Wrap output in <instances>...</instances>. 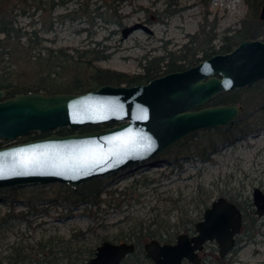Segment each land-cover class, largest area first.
Returning a JSON list of instances; mask_svg holds the SVG:
<instances>
[{"label": "water", "instance_id": "obj_1", "mask_svg": "<svg viewBox=\"0 0 264 264\" xmlns=\"http://www.w3.org/2000/svg\"><path fill=\"white\" fill-rule=\"evenodd\" d=\"M260 19H264V2ZM149 26L137 21L121 28L122 38ZM264 79V41L246 38L225 53H215L183 70L167 72L146 83L103 84L81 93L39 91L6 96L0 88V190L49 183L75 187L93 177L131 170L164 152L191 133L229 125L243 110L237 102L204 104L220 92ZM114 123L85 132L50 134L11 143L32 131ZM251 202L264 215V193L255 186ZM242 227L239 207L218 196L195 223V233L177 234L173 243L152 238L143 245L152 264L201 262L200 252L215 241L219 257L235 246ZM131 241L102 240L81 264H121L134 250Z\"/></svg>", "mask_w": 264, "mask_h": 264}, {"label": "rangeland", "instance_id": "obj_2", "mask_svg": "<svg viewBox=\"0 0 264 264\" xmlns=\"http://www.w3.org/2000/svg\"><path fill=\"white\" fill-rule=\"evenodd\" d=\"M77 1L84 0H71L66 5L54 8L53 24L49 30L41 28V24L44 21L47 23L48 18L46 20V16H40L38 12L32 14L31 7L26 8V13L19 14L16 19L25 28L31 27V23L40 27L42 44L59 50V54L70 53L73 48L94 47L102 55L94 61V65L131 73L140 71L139 61L143 55H158L163 52L164 46L175 49L185 43L189 35L198 29L203 13L198 0H177L183 6L181 11L163 17V22L153 18L148 23L144 21L145 13L141 6L147 7L151 14V11L163 9L167 0H131L118 7L117 14L121 16L123 25L117 26L99 17L93 18L92 23L83 16L74 20L65 17ZM90 1L100 3L99 0ZM208 9L209 19L214 18L217 30H222L237 26L246 13V4L244 0H210ZM115 16L105 13L106 18L114 19ZM137 21L147 24L152 32L137 29L122 38L121 28ZM28 68L29 74L38 69L35 65H29ZM65 70L68 74L75 71L66 66ZM261 86L263 88L264 83ZM260 89L255 93L256 96ZM261 90L260 94L263 95L264 89ZM252 96H249V107H255L257 103ZM255 113L249 119L252 129L238 133L241 136L231 144L221 146L211 154V161L185 159V156L191 154L182 153L176 157L164 151L147 160L143 166L122 176L120 174L125 171L112 177L111 191H116L102 194L105 200L95 219L90 217L89 209L83 206L69 210L61 202L38 203L36 206L41 212L28 215L27 221H15L0 229L2 264H14L12 246L20 249L23 254H33L39 244L43 245V253L38 254V257L45 254L46 259L58 261L59 264H81L93 256L89 255V251L95 250L101 242L100 237L115 242L128 240V235L140 226L149 227L156 234H179L184 232L185 225H190L189 220H201L204 209L221 193L251 199L255 186L264 193V107ZM51 184L23 186L15 195L0 190V198L5 197L7 202L12 200L15 211H25L19 202L27 200L36 192L50 194L53 189ZM125 186L137 197L131 198L129 202L123 201L118 206L121 198L118 190ZM47 199L49 197L45 195L31 203ZM8 207V203L0 200V214L7 211ZM262 219L264 216L260 217ZM88 228L92 230L83 236H73V233ZM211 252L218 253L214 241L207 242L202 250V257L206 258L204 264H213L207 259L212 257ZM125 264L152 262L131 257ZM182 264L188 262L184 260ZM222 264H264V220L255 237L249 241L241 240L237 250L227 254Z\"/></svg>", "mask_w": 264, "mask_h": 264}, {"label": "trees", "instance_id": "obj_3", "mask_svg": "<svg viewBox=\"0 0 264 264\" xmlns=\"http://www.w3.org/2000/svg\"><path fill=\"white\" fill-rule=\"evenodd\" d=\"M71 0H0V88L9 90L6 96H13L17 93H25L29 91H39L45 94L55 92H71L81 93L94 89L103 84L111 85H135L146 83L152 78L165 74L167 72L183 70L192 66L199 61L215 54L225 53L233 49L240 41L246 38L260 39L264 41V19H260L259 13L264 0H244L246 4V13L239 20L234 28H224L217 30L216 20L209 19V1L198 0L202 7V19L195 33L190 34L188 40L179 47L173 49L166 46L163 52L158 55L145 54L140 58L138 72H123L108 68H102L94 65V61L102 57L94 47L90 48H73L70 53L59 54V50H53L42 44L43 37L39 34L41 28L49 30L53 24L52 13L54 8L59 5H66ZM98 1V0H97ZM96 4L94 1L84 0L77 1L75 7L64 16L70 20L78 17H85L89 23L93 22V18L99 17L104 21H112L117 26H122L121 16L117 14V9L122 3L131 0H99ZM31 7L33 13L38 12L40 16H46L47 23H42L41 28L31 23V27L25 28L18 24L17 16L25 14L26 8ZM102 8V9H101ZM145 13V22L150 23L153 18L163 22V17H168L183 9L177 0H167L166 6L161 10L150 11L147 7H142ZM109 16H115L114 19L106 18L105 13ZM155 16V17H154ZM61 17V16H60ZM59 57L58 60L54 59ZM61 57V58H60ZM29 65H35L38 69L34 73H28ZM66 67L75 70L73 74H68ZM264 79L251 84L249 86L237 89L223 91L215 95L205 106L220 105L229 102H237L243 105V110L227 126L218 128H207L191 133L189 136L171 145L166 151L174 154L176 157L182 153H190L191 156H185V159H196L200 162L211 161V154L217 152L221 146L231 144L232 141L245 133L250 127L249 119L255 112L264 107V94L261 93V84ZM261 88V89H260ZM259 90L258 96L255 95ZM257 102L254 106L249 107V96L252 95ZM243 97V98H242ZM253 98V99H254ZM253 109V110H252ZM252 110V111H251ZM114 123H102L95 125H86L78 129H70L69 127H60L49 131H32L25 135L17 137L11 143L23 142L26 140L42 137L55 132L57 134H66L71 132H85L96 130L113 125ZM5 140H0V147L9 144ZM178 147L177 150L174 148ZM168 162V161H167ZM143 164L137 165L120 176L138 168ZM119 174H111L107 176H98L89 179L75 187H70L63 183H52L53 189L50 194L36 192L31 194L27 200L20 201L25 211H15L14 202H7L5 197L0 198L3 202L8 203L7 211L0 214V229L7 227L15 221H27L28 215L37 214L40 209L36 206L43 202L64 203L71 208H79L83 206L89 209L90 217L95 219L96 213L100 210L101 203L105 200L103 193H113L111 191V178ZM21 187V188H20ZM2 189L3 192H9L11 195L18 194V190L23 186ZM121 195L118 206L123 201L129 202L131 198H136V194L127 186L118 190ZM48 196L49 199L32 204L31 201ZM221 195H225L221 193ZM226 196V195H225ZM233 201L242 213V229L237 237L238 242L241 240H252L260 231L262 220L254 213L253 204L249 197L238 198L234 194L226 196ZM15 198V196H12ZM190 225L184 226V232L191 233L195 231V221L189 220ZM92 228L81 230L73 233L83 236ZM177 233L162 235L149 227H139L137 231H132L128 235V240L134 243V250L122 259L121 264H125L127 259L134 257L136 260L150 259L146 256L143 245L146 241L156 238L162 243H172ZM105 237H100L104 240ZM112 241V240H110ZM115 242V241H112ZM237 247L231 251L235 252ZM14 264H59L58 261L46 259L43 253V245L39 244L33 254H23L20 249L12 246ZM94 250L89 251V255H93ZM212 257H208L210 263L222 264L224 257H219L218 253L211 252ZM140 255L141 257H139ZM27 259V260H25ZM206 259V258H204ZM204 259L200 264H204ZM0 264L2 260L0 259ZM188 264H190L188 262Z\"/></svg>", "mask_w": 264, "mask_h": 264}, {"label": "flooded vegetation", "instance_id": "obj_4", "mask_svg": "<svg viewBox=\"0 0 264 264\" xmlns=\"http://www.w3.org/2000/svg\"><path fill=\"white\" fill-rule=\"evenodd\" d=\"M263 216H264V215H263ZM261 217H262V216H261ZM263 220H264V219H262V222H263ZM241 229H242V227H241ZM240 231H241V230H240ZM194 233H195V231H194V232H191V233H188V234H189V235H193ZM239 233H240V232H239ZM238 235H239V234H238ZM238 235H237L236 238H235V246H234V247H238V243H239L238 240H237ZM176 236H177V235H176ZM174 241H175V240H174ZM174 241H173V242H174ZM173 242H172V243H173ZM208 242H210V241H208ZM214 242H215V241H214ZM206 243H207V242H206ZM206 243L204 244V247H205ZM204 247H203V249H204ZM234 247H233V248H234ZM233 248H232V249H233ZM231 252H232V251H230L229 253H231ZM229 253H228V254H229ZM200 257H201V260H202V259H203V257H202V251L200 252ZM149 259H150V258H149ZM150 261H151V259H150ZM186 261H187V260H186ZM151 262H152V261H151ZM187 262H189V261H187ZM189 263L192 264L191 262H189ZM199 264H200V263H199Z\"/></svg>", "mask_w": 264, "mask_h": 264}]
</instances>
